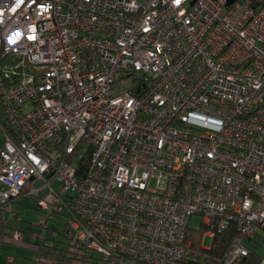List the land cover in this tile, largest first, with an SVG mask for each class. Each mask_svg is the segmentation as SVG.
<instances>
[{"label":"built area","instance_id":"1","mask_svg":"<svg viewBox=\"0 0 264 264\" xmlns=\"http://www.w3.org/2000/svg\"><path fill=\"white\" fill-rule=\"evenodd\" d=\"M0 53L7 219L29 194V225L64 220L106 264L243 263L264 225V4L0 0ZM194 214L204 247L236 222L222 256L194 247Z\"/></svg>","mask_w":264,"mask_h":264},{"label":"trees","instance_id":"2","mask_svg":"<svg viewBox=\"0 0 264 264\" xmlns=\"http://www.w3.org/2000/svg\"><path fill=\"white\" fill-rule=\"evenodd\" d=\"M254 3H258L263 5L264 0H253ZM5 61L12 62L11 56L7 55L3 57L0 53V65L3 64ZM0 120H2V111L0 109ZM3 122V120H2ZM1 141V140H0ZM85 157H87L85 155ZM83 161V160H82ZM82 161L79 163L78 166L82 164ZM86 159L84 158V166H86ZM78 171V168H77ZM25 198H32L34 203V210L35 214L34 217H31L29 219H25V216L23 217L21 213H27V211L20 206V200H24ZM38 199L26 194L23 196V198L19 200H11L10 206L12 207V210L15 211L13 216L10 217V219H7L6 214H4L7 207L5 205L0 206V224H2L3 229L5 228L6 221L15 220L20 221L21 225L18 226V230L22 232V235L25 240L30 241L37 247V254L38 257L46 263L50 264H74L75 262H78L79 264H84L85 262H93V263H104L101 261V256L95 252L92 249L86 248V253H82L79 251V249H75L72 247V243L70 239L67 236V228L64 226L63 222L66 224V222L63 220L61 222L54 223V220L50 221L49 227L46 229H42L41 226H31L29 223L36 218L37 211L39 209ZM6 216V217H5ZM60 218V216H57ZM20 218V220H19ZM261 228H263V225H260ZM190 231V236L193 239V245L196 249H199L200 252H204L208 255L219 257L222 256L223 253L228 248L230 242L234 238L235 234L237 233V224L236 222H231V224L222 229H216L215 234L212 237V241L209 247H204L201 245V238L202 235L207 230L206 225H200L196 227L195 229L191 228V226L188 229ZM258 229L256 230V235L247 241V246L249 249L248 255L243 257V263L242 264H261L264 253H258L255 251L254 246L256 245V236L258 235ZM11 232V231H10ZM9 231L5 232L3 231V234L10 233ZM261 237V236H258ZM84 249V248H83ZM38 258V259H39ZM208 264V263H205Z\"/></svg>","mask_w":264,"mask_h":264},{"label":"rangeland","instance_id":"3","mask_svg":"<svg viewBox=\"0 0 264 264\" xmlns=\"http://www.w3.org/2000/svg\"><path fill=\"white\" fill-rule=\"evenodd\" d=\"M3 136H4V132L1 129V126H0V140L3 139ZM75 164L77 165L78 163L76 162ZM151 184L153 186H156L157 180L153 179ZM19 203H20V206H22L27 211V213H21L23 217L25 216V219H29L31 217H34V214H35V210L34 209L35 208H34V203H33V199L32 198H25L24 200H20ZM200 222H201V216L198 215V214H194L192 216V218H191V226H192L191 228L195 229ZM4 223L6 225L5 226V232H7L9 230H13L12 234H14V231L18 228V226L21 225L20 221H15V220L6 221ZM54 223H57L56 220H54ZM2 224H0V232L3 229ZM12 234L11 233H6V235H7L6 237H9V239L11 240V242L5 243V246H6L7 249H11L12 252L18 258H22L23 255H28L29 253H32V251L30 250V247L26 246V244H27L26 242H23V240H18V239L13 238ZM259 236H261L260 238H263V239L257 240V238H255L257 243L254 246V248H255L256 252L264 253V237L261 234H259ZM211 241H212V236L211 235H206L205 236V240H204L203 243H204V245L209 246L211 244ZM81 252H83V251H81ZM40 264H47V263L41 261Z\"/></svg>","mask_w":264,"mask_h":264},{"label":"crops","instance_id":"4","mask_svg":"<svg viewBox=\"0 0 264 264\" xmlns=\"http://www.w3.org/2000/svg\"><path fill=\"white\" fill-rule=\"evenodd\" d=\"M258 230H259L258 235L256 236L257 240L263 239L258 236L259 234H261L264 237V227L263 228L260 227ZM3 231H5V228L2 229V231L0 232V264H40V262L42 261L41 260L42 258L40 259L38 257L37 247L33 243L24 239L23 242L27 243L26 246L30 247V250L32 251V253H29L28 255H23L22 258H18L12 252L11 249L6 248L5 243L11 242V240L9 239V237H6L7 236L6 234L2 233ZM12 231L13 230H9L11 234H12ZM12 237H13V234H12ZM47 264H50V263H47ZM74 264H79V263L75 262ZM84 264H104V263H93V262L86 263L85 262ZM261 264H264V258Z\"/></svg>","mask_w":264,"mask_h":264},{"label":"water","instance_id":"5","mask_svg":"<svg viewBox=\"0 0 264 264\" xmlns=\"http://www.w3.org/2000/svg\"><path fill=\"white\" fill-rule=\"evenodd\" d=\"M232 1V0H231ZM194 2V0H192V3ZM19 70H21V68H19Z\"/></svg>","mask_w":264,"mask_h":264},{"label":"snow or ice","instance_id":"6","mask_svg":"<svg viewBox=\"0 0 264 264\" xmlns=\"http://www.w3.org/2000/svg\"><path fill=\"white\" fill-rule=\"evenodd\" d=\"M177 3H179V0H176Z\"/></svg>","mask_w":264,"mask_h":264},{"label":"flooded vegetation","instance_id":"7","mask_svg":"<svg viewBox=\"0 0 264 264\" xmlns=\"http://www.w3.org/2000/svg\"><path fill=\"white\" fill-rule=\"evenodd\" d=\"M264 226V225H263Z\"/></svg>","mask_w":264,"mask_h":264}]
</instances>
